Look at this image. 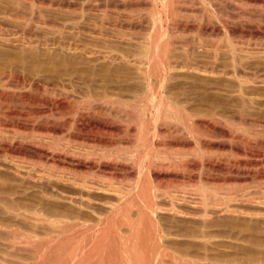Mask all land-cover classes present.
Instances as JSON below:
<instances>
[{"label": "bare ground", "instance_id": "1", "mask_svg": "<svg viewBox=\"0 0 264 264\" xmlns=\"http://www.w3.org/2000/svg\"><path fill=\"white\" fill-rule=\"evenodd\" d=\"M221 1L0 0V264H264V12Z\"/></svg>", "mask_w": 264, "mask_h": 264}, {"label": "rangeland", "instance_id": "2", "mask_svg": "<svg viewBox=\"0 0 264 264\" xmlns=\"http://www.w3.org/2000/svg\"><path fill=\"white\" fill-rule=\"evenodd\" d=\"M234 2V0L233 1H226V0H223V2L221 1V3L222 4H227V5H225V9H222V10H224V12L219 16L220 18H222L223 19V17H224V19L225 18H227V20L229 19V21L232 23V28H234L235 26V28L234 29H236L237 31L239 30V31H242V32H248V30H251V31H253L252 30V28H256V29H258L259 27L258 26H261V25H259V24H256L257 23V20L256 19H252L253 17H252V12H255L256 10V12H260V14L262 13L263 14V12H264V7L263 6H256L255 7V5H250L249 3H245V4H248L247 5V7H245V6H243L244 5V2L242 1V4H239L240 2L239 1H236V2H238V4L241 6H239V5H237V3L235 2V3H233ZM222 4H221V7H222ZM235 4L237 5V6H235ZM239 6V7H238ZM234 7H236L235 9H236V11H235V9H233ZM223 8V7H222ZM229 8H231L228 12H226V10H228ZM234 10V11H233ZM122 11V10H121ZM245 13V14H244ZM226 14H228L227 16L228 17H226ZM240 15H242V16H240ZM245 15V17H243ZM247 15V16H246ZM192 16V15H191ZM222 16V17H221ZM193 18L192 17H190V18H188V22L191 24L192 22H193ZM240 21V22H239ZM254 22H256V23H254ZM258 25V26H256V25ZM262 26H264V25H262ZM261 26V27H262ZM241 29V30H240ZM256 29H254V30H256ZM223 133L224 132H222V129H220V128H212L211 126L209 127V130L208 131H206L205 133H204V138L208 141V142H212V143H219V142H222L223 141V138L221 137L222 135H223ZM254 159H256V158H254ZM239 160H243L242 159V157L241 158H239ZM254 162L256 161L257 163H254L255 165L257 164L258 165V162H260L261 160L258 158V159H256V160H253ZM256 165V167H257V170H258V168H259V170L258 171H260L261 173L263 172L262 170L264 169V166L263 165H260V163H259V166H257ZM257 172V171H256ZM228 174V172H221V173H212V175H215V176H217V177H219V178H221L220 180H222L224 177V179H223V181L226 179V176L228 177L229 176V174ZM244 173V172H243ZM255 173V172H254ZM254 173H253V170L250 172V174L252 175H250V177H249V175L248 176H243V177H241L240 179H241V181L243 182L244 181V183L247 185V184H249L250 182L252 183L253 182V180L251 179V178H253L254 176ZM224 175H226V176H224ZM232 175H234L233 177H238L239 176V174L238 173H233ZM245 175H247V174H245ZM248 181V182H247ZM250 183V184H251Z\"/></svg>", "mask_w": 264, "mask_h": 264}]
</instances>
